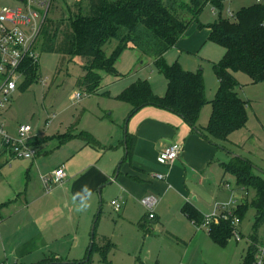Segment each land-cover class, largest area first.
I'll use <instances>...</instances> for the list:
<instances>
[{
	"label": "rangeland",
	"instance_id": "rangeland-1",
	"mask_svg": "<svg viewBox=\"0 0 264 264\" xmlns=\"http://www.w3.org/2000/svg\"><path fill=\"white\" fill-rule=\"evenodd\" d=\"M76 1L54 0L47 18L55 22L62 20L63 26L68 21L69 11H76L74 6ZM253 2L256 3L254 0H227L224 2L222 14L228 17L227 10L234 14L239 8ZM84 4L85 0L82 1V6ZM215 18L217 11H213L210 4L206 5L200 20L207 24L213 22ZM208 34V27L191 25L178 43L163 54L162 59L169 65L177 62L184 70L193 72L201 70L205 96L211 100L218 85L213 64L221 59L225 50L220 45L210 42L207 39ZM40 38L41 33L38 35V42ZM114 46L115 41L104 46L106 55H110ZM38 64L37 79L30 81L24 89L21 84L25 78L19 79L11 103L6 106L3 115L1 114L5 130L9 129L12 134L17 124L30 125L31 132L27 141L32 143L38 155L33 159L11 156L9 149L0 139V203L10 201L1 212L0 262L30 264L39 262L50 253H57L60 258L54 264H241L243 256L247 253L249 245L247 235L251 232L254 218V209L248 205L253 191L238 188L232 174L221 171L220 178H216L217 163L209 159L195 161L189 159L192 171L189 172L187 187L188 189L198 187L197 183L202 179L201 203L208 213L215 203L227 202L233 194L239 203L237 215L241 217L239 226L235 227L238 238L233 235L234 229L230 226V237L227 238V242L224 245L214 242L209 236V228L199 227V223H193L182 212L184 203L172 208L165 197L160 201L157 194L154 195L159 197L160 203L158 201L155 213L159 220L156 223L151 222L153 225L151 233L143 234L137 224L138 220L130 222L128 218L138 217L136 211L127 209L126 216L124 208L116 212L110 205V201L117 197L125 202L122 195H116V189L110 182L103 187L102 192L98 187L87 211L74 210V220L71 218L69 221L61 222L59 232L62 236L53 237V227L48 226L43 231L49 245L43 250L20 254L19 252L23 250L21 243L34 235L40 227L35 223L41 215L42 206L39 204L30 206L25 202L27 188L35 194L38 192L32 171L35 163L38 162L39 167L48 169L57 164L64 155L62 147L58 146L60 139L56 129L61 130L66 126H70L71 130L78 127L101 128L100 131L106 133L113 123L118 125L120 122L123 132L122 126L126 121V118L123 120L120 117V112L126 105L117 99L102 95L107 90L103 88L98 94H86L76 86V79L83 74L81 58L39 52ZM115 65L122 75L129 74L133 79H146L153 93L164 95L166 81L163 74L158 71L154 58L139 55L126 48L117 58ZM234 76L238 81L236 91L246 101V126L232 132L225 141L215 140L217 147L213 149L220 155V160L226 161L235 156L248 160L252 173L264 178V83H255L241 72L234 73ZM41 80L45 82L43 85ZM118 86L120 85L117 83L109 84L111 94ZM76 93L81 95L79 100L74 99ZM111 111L114 114L110 115ZM210 111V103L201 108L198 125H206ZM118 115L121 120L112 122V118H117ZM47 118L51 120L45 129L44 123ZM222 179L228 182L230 187L224 182L221 183ZM41 184L39 179V192L44 194ZM174 192L175 189L172 188L168 192V197ZM139 200V205L136 203L135 205L141 210L140 216L146 215ZM190 200L193 202V198ZM136 210L140 213L138 209ZM146 218L152 220L154 217ZM93 226L92 242L96 247L100 245L101 247L100 250L95 249L86 262ZM257 235L259 239L264 237L263 227L258 229ZM19 247L20 250L16 249ZM102 251L105 252L104 258L101 256Z\"/></svg>",
	"mask_w": 264,
	"mask_h": 264
},
{
	"label": "trees",
	"instance_id": "trees-1",
	"mask_svg": "<svg viewBox=\"0 0 264 264\" xmlns=\"http://www.w3.org/2000/svg\"><path fill=\"white\" fill-rule=\"evenodd\" d=\"M82 1L74 2L76 11H69L68 21L63 26L62 20L55 22L46 17L40 32L39 52L81 58L83 74L75 84L84 93L98 94L101 73L118 76L115 61L123 50L131 46L141 55L154 58L158 71L166 80V91L163 96H158L146 79L132 81L114 97L130 106V114L150 104L168 109L210 141H225L232 132L246 126V101L236 91L238 81L234 73L241 72L255 83H264V27L261 25L264 5L253 2L227 17L222 14L227 0H85L83 6ZM208 4L217 11V18L205 24L200 16ZM193 24L208 27L207 39L225 50L221 59L213 64L218 86L211 100L205 96L201 70H184L177 62L169 65L162 59L163 54L175 46ZM111 41H115V46L110 55H106L104 46ZM38 71L39 64L26 63L22 89L37 79ZM102 95L108 97L109 93L106 91ZM207 103H210L211 111L206 125L200 129L197 124L200 110ZM80 135L87 143H96L87 132ZM60 137L63 140L69 134ZM221 165L224 173L235 177L238 188L253 191L248 205L254 209V218L251 232L247 235V253L241 262L251 264L256 245L264 246V237L259 239L257 235L259 228L264 229V178L253 174L250 162L244 158L235 156ZM9 202L0 203V220L3 207ZM181 210L190 221L201 224L202 215L194 206L186 203ZM238 210L239 206L237 214ZM138 226L143 234L151 233V224L140 221ZM229 227V221L224 220L212 224L209 236L214 242L224 245L230 237ZM100 247L91 241L85 261L88 262L91 253ZM101 256L105 257L104 251ZM58 260L48 255L30 264H54Z\"/></svg>",
	"mask_w": 264,
	"mask_h": 264
},
{
	"label": "crops",
	"instance_id": "crops-1",
	"mask_svg": "<svg viewBox=\"0 0 264 264\" xmlns=\"http://www.w3.org/2000/svg\"><path fill=\"white\" fill-rule=\"evenodd\" d=\"M212 10L215 11L213 8ZM127 49L141 55L131 46L127 47ZM114 66L119 73L117 66L115 64ZM101 75L102 80L99 91L103 90V88L107 90L109 98H114L132 81L138 79H133L129 74L126 76L122 75L121 72L118 76H106L104 73H101ZM111 83L120 85L113 91V94L108 88ZM160 94L156 93L159 96ZM124 104L126 106L123 107L122 112L119 111L121 113L119 114L123 120L126 118L124 126H122L125 132L121 131V126L119 125L121 118H119V115L117 118H112V122L115 120L119 122L118 125L113 123V126L107 129L106 133L101 132V128L86 129L78 127L71 130L69 129L70 126H66L61 130L56 129L60 139L58 146L62 147L64 155L57 164L50 166L48 169L39 167L38 162L35 163V168L32 171L38 192L35 194L31 192V189L27 188L25 191V202L26 205L30 206L38 204L42 206L41 215L35 223L40 225V227H38L39 230L34 235L21 243L23 250L19 252L20 254L45 249L49 243L43 230L48 226L53 227V237L62 236V233L59 232L61 222L64 220L69 221L71 218L74 220L76 205L73 203V197L75 194L81 190L83 185H87L92 190L93 196L98 187H100L102 192L103 187L111 182L110 180L114 177L117 168L118 173L111 182V186L116 189V195L120 194L125 199L122 207L125 215L128 216L126 214L127 209L137 212L138 217H128L130 222L138 220L137 224L143 221L146 225H152L151 222L153 221L155 223L158 222L159 217L156 213L152 220H148L145 214L140 216L141 210L136 207L135 203L139 205L138 199L144 194H157L160 196V201L165 197L168 200V205L172 208L180 206L182 203H188L194 206L201 215L210 213L203 209L201 203L203 186L200 182H202V179L197 183L198 187H190V189L187 187V184H189V172L192 171L189 159L193 161L209 159L212 160L211 162L217 163L218 167L215 169L217 171L216 178H220L219 172H224L221 163L229 161L233 157L226 161L225 159L220 160V155L216 149H213V147H217L215 141L211 142L204 138L196 128L191 127L181 116L168 109L150 104L142 106L130 114V106L127 103ZM112 113L114 114L111 111L110 115ZM198 126L201 129L205 125ZM7 131L12 136H15L16 126L14 134L10 133L9 129ZM81 132L90 134L96 140V143L94 145L87 143L80 135ZM64 134H69V137L62 140L60 136ZM35 140H37V137H35ZM172 142H178L182 146L178 158L170 164L158 163L157 154ZM209 143H213V145ZM30 144L32 145L31 142ZM128 146L129 151H127ZM9 155L11 154L9 153ZM36 155H38V151ZM58 166H63L64 168L65 176L63 182L54 185L50 192L45 193L43 190L44 194L42 192L40 194L39 179ZM157 174H161L163 178L158 179L156 177ZM223 182L222 179L221 183ZM172 188L175 189V192L168 197V192ZM93 196L90 204L93 202ZM191 198H193V202H191ZM16 249L20 250V247ZM49 255L60 258L57 253H50Z\"/></svg>",
	"mask_w": 264,
	"mask_h": 264
},
{
	"label": "built area",
	"instance_id": "built-area-1",
	"mask_svg": "<svg viewBox=\"0 0 264 264\" xmlns=\"http://www.w3.org/2000/svg\"><path fill=\"white\" fill-rule=\"evenodd\" d=\"M264 5V0H254ZM5 2L6 4H1ZM52 0H0V139L9 153L14 157L33 159L37 150L28 143L27 138L31 132L29 124H17L15 136H11L1 120V114L6 106L11 103L12 94L17 90L18 80L25 77L26 63L29 65L38 64L39 42L38 35L41 32L44 21ZM228 16L233 14L227 10ZM264 27V21L262 22ZM42 85L45 83L41 80ZM81 95L74 94V99L79 100ZM51 118L44 123L46 128ZM182 150L178 142H172L157 154V161L160 164H170L176 160ZM65 176L63 166H58L49 174L41 176V183L45 193L51 191L54 185L61 184ZM162 179L161 174H157ZM230 187L228 182H224ZM232 190V189H231ZM140 203L145 209L146 217L152 219L155 216V207L159 197L154 194H145L140 198ZM114 211L119 212L124 200L114 198L110 201ZM239 203L231 194L229 200L224 203H215L209 214L202 215V222L199 226L209 228L212 224L221 220L229 221L234 229L233 235L238 238L236 226L241 220L237 215ZM0 264H7L0 262ZM251 264H264V246L257 244L252 253Z\"/></svg>",
	"mask_w": 264,
	"mask_h": 264
},
{
	"label": "clouds",
	"instance_id": "clouds-1",
	"mask_svg": "<svg viewBox=\"0 0 264 264\" xmlns=\"http://www.w3.org/2000/svg\"><path fill=\"white\" fill-rule=\"evenodd\" d=\"M93 192L87 186L83 185L81 190L73 197V203L76 205L75 211L85 212L91 206L90 201L92 199Z\"/></svg>",
	"mask_w": 264,
	"mask_h": 264
},
{
	"label": "water",
	"instance_id": "water-1",
	"mask_svg": "<svg viewBox=\"0 0 264 264\" xmlns=\"http://www.w3.org/2000/svg\"><path fill=\"white\" fill-rule=\"evenodd\" d=\"M124 132H125V129H124ZM117 173H118V168H117V170H116V172H115L114 177L112 178V180H110L111 182L115 179ZM93 233H94V227L92 228V231H91V241H92V239H93ZM91 241H90V242H91Z\"/></svg>",
	"mask_w": 264,
	"mask_h": 264
}]
</instances>
